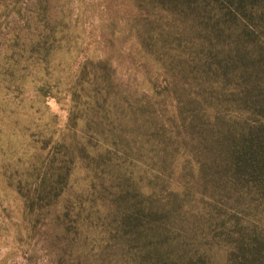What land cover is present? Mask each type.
<instances>
[{
    "label": "trees",
    "instance_id": "16d2710c",
    "mask_svg": "<svg viewBox=\"0 0 264 264\" xmlns=\"http://www.w3.org/2000/svg\"><path fill=\"white\" fill-rule=\"evenodd\" d=\"M59 1L0 0V56L24 83L8 101L36 92L12 109L23 140L7 162L19 237L50 244L21 246L28 263L210 264L220 245L225 264H264V0H124L136 84L110 55L71 62Z\"/></svg>",
    "mask_w": 264,
    "mask_h": 264
},
{
    "label": "rangeland",
    "instance_id": "374dc122",
    "mask_svg": "<svg viewBox=\"0 0 264 264\" xmlns=\"http://www.w3.org/2000/svg\"><path fill=\"white\" fill-rule=\"evenodd\" d=\"M59 3L65 6L70 22L69 30L74 36L73 41L79 46L78 49L72 51L71 62L73 64L76 60H82L86 56L98 58L110 55L118 74L130 79L131 84H136L143 78L145 58L141 57L135 37L129 28V22L132 21L134 13L131 4L124 0H60ZM1 22L0 44L4 37L3 33L12 26L5 18H2ZM10 64L11 61L5 62L0 56V260L4 259L5 264H29L21 246H50V244L39 235L36 236L38 244L31 245L26 244L22 237H19V227L22 221L18 208L20 200L17 194L19 191L18 173L7 162L12 160L14 149L20 148L23 140L21 139L23 123L17 126L12 125L11 118L14 117L12 109L19 111L23 110L26 104L27 107L31 106V100L26 101L25 96L27 99L32 98L36 92L31 87L32 82L25 83L26 93L18 95L17 101L14 99L11 102L8 101L10 100L9 94H12L11 90L15 88V85H20L22 88L24 84L21 82L22 74L32 69V66L24 62V57L19 58L14 69L21 78L13 84L9 82V73L13 69ZM49 104L52 112L59 117V122L64 124L68 116L67 109L53 98H49ZM169 108L173 109L171 103ZM80 182H76L75 186L77 187ZM173 185L175 188L178 187L176 184ZM202 196L199 195L202 203L210 200L209 196ZM208 251L210 264H225L227 251L224 246L212 245ZM37 264L51 263L40 258Z\"/></svg>",
    "mask_w": 264,
    "mask_h": 264
}]
</instances>
